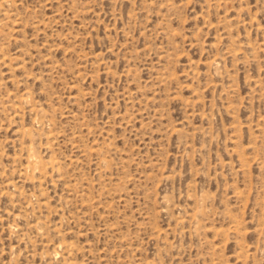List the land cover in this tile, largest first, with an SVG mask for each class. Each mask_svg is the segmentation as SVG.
Segmentation results:
<instances>
[{"label": "rangeland", "instance_id": "obj_1", "mask_svg": "<svg viewBox=\"0 0 264 264\" xmlns=\"http://www.w3.org/2000/svg\"><path fill=\"white\" fill-rule=\"evenodd\" d=\"M0 264H264V0H0Z\"/></svg>", "mask_w": 264, "mask_h": 264}, {"label": "bare ground", "instance_id": "obj_2", "mask_svg": "<svg viewBox=\"0 0 264 264\" xmlns=\"http://www.w3.org/2000/svg\"><path fill=\"white\" fill-rule=\"evenodd\" d=\"M32 152H33V151H32ZM31 154H32V153H31ZM29 159H30V158H29ZM33 160H34V159H33ZM33 160H32V164H34V163L36 162L35 160H34L35 162H34ZM33 162H34V163H33Z\"/></svg>", "mask_w": 264, "mask_h": 264}]
</instances>
